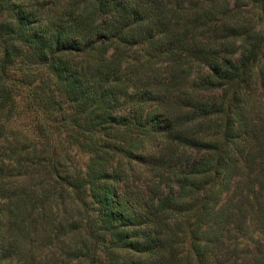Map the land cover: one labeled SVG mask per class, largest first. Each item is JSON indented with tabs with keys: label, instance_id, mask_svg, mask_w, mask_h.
<instances>
[{
	"label": "trees",
	"instance_id": "1",
	"mask_svg": "<svg viewBox=\"0 0 264 264\" xmlns=\"http://www.w3.org/2000/svg\"><path fill=\"white\" fill-rule=\"evenodd\" d=\"M253 90L264 0H0V264H264Z\"/></svg>",
	"mask_w": 264,
	"mask_h": 264
},
{
	"label": "rangeland",
	"instance_id": "2",
	"mask_svg": "<svg viewBox=\"0 0 264 264\" xmlns=\"http://www.w3.org/2000/svg\"><path fill=\"white\" fill-rule=\"evenodd\" d=\"M246 1L241 2V6L243 7V4H245ZM233 4V3H232ZM243 11L246 15H249L251 18L254 19L255 22L259 23L261 26V18L259 17L258 10L254 8H243ZM16 70L14 75L16 77H21L22 74H24V71H30V73H34L35 71H39L37 67L33 66L32 64H17L14 68ZM39 75V74H38ZM261 86V85H257ZM259 101H263L264 103V97L263 93L256 92L255 90L251 93V102L256 103ZM26 102V99L23 100ZM41 115L38 114L35 111H25L23 115H21V119L19 120V128L22 129H28L33 130V128L38 125V121H42L40 118ZM49 124H52L53 130H55V133L53 135V143L56 146L57 152L62 156V162L66 166H70L71 163H73L77 168L84 170L87 163H88V156L84 153H82L79 148L74 145L71 140L69 139L68 135L66 133L65 127L67 125V122L62 120L61 116L58 117L55 116L54 121L49 120ZM72 215L74 218L78 217V214L76 212L72 211V208L70 206H67L65 209H63L62 216Z\"/></svg>",
	"mask_w": 264,
	"mask_h": 264
}]
</instances>
